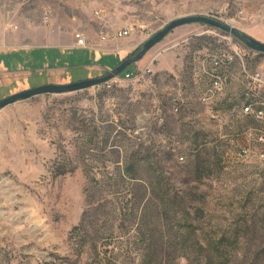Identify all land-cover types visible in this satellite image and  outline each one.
Returning a JSON list of instances; mask_svg holds the SVG:
<instances>
[{
  "label": "rangeland",
  "instance_id": "1",
  "mask_svg": "<svg viewBox=\"0 0 264 264\" xmlns=\"http://www.w3.org/2000/svg\"><path fill=\"white\" fill-rule=\"evenodd\" d=\"M188 15L216 17L251 37L264 31V0H0V45L34 56L22 66L32 71L23 86L69 83L114 68ZM101 22L130 32L101 41ZM210 27L169 32L128 66H150L145 80L0 109V264H264V161L236 156L242 128H264V114L233 111L243 86L237 64L225 69L214 116L197 94L206 82L191 76L197 54L235 45L254 69L264 67V53L221 29L230 42L200 35ZM76 32L87 48L71 46ZM178 82L190 106L173 114ZM154 93L167 109L164 126L147 115Z\"/></svg>",
  "mask_w": 264,
  "mask_h": 264
},
{
  "label": "built area",
  "instance_id": "2",
  "mask_svg": "<svg viewBox=\"0 0 264 264\" xmlns=\"http://www.w3.org/2000/svg\"><path fill=\"white\" fill-rule=\"evenodd\" d=\"M94 14L98 17L99 12L95 11ZM47 19V17H46ZM130 32L127 28H115L111 25L101 22L99 25L98 33L99 39L101 41H112L125 37V34ZM211 33L215 36L222 37L231 41V36L221 35V31L216 28L210 27L205 33ZM73 46L76 48H87L89 40L83 32H76L73 35ZM237 64L239 66L240 75L242 78L243 86L240 87L239 93L236 95L233 111L239 115L243 116H259L262 117V107H264V67L258 65L256 68L251 69L248 64L244 61L240 49L235 45H230L228 48H220L216 51H210L204 55L197 54L193 58L191 66V76H195V85L200 79L206 82V87L201 94V97L205 99L206 107H208L211 116L213 115V107L216 105L218 99L223 94L224 88L228 83V77L225 75V69L229 66ZM216 67H224V75L216 74ZM151 73L150 66L144 67L142 70H124L118 76L103 82L96 84L97 86H106V89L112 87L113 84L122 82L127 79H139L144 75V80L146 76ZM247 92H254V100L252 105H242L239 103V96L245 95ZM172 103L169 106V111L173 114L185 113L189 110L188 100L185 99L184 93L182 91V84L178 82V88L175 96L172 99ZM167 109L163 105L162 98L160 95L155 94L150 100V109L148 116L151 121H163V126L165 125ZM262 121H264L262 117ZM147 130V126H144V133ZM241 137L243 139V146L239 149L236 156L239 159H247L252 155L256 156L259 160L264 161V128H253L249 126L242 128ZM176 144V142H174ZM180 144L177 142V146ZM178 160L183 161L184 155L178 153Z\"/></svg>",
  "mask_w": 264,
  "mask_h": 264
},
{
  "label": "water",
  "instance_id": "3",
  "mask_svg": "<svg viewBox=\"0 0 264 264\" xmlns=\"http://www.w3.org/2000/svg\"><path fill=\"white\" fill-rule=\"evenodd\" d=\"M190 23L207 24L211 27L226 31L231 35L235 36L237 39H239L249 49L264 53V42L259 41L245 33H241L239 30L226 23H223L217 19L205 15L181 16L167 22L161 29L151 35L136 53H131L130 56H127L126 58L122 59L118 64H116V66H114V68H112L111 70H107L106 74L99 77L78 80L75 82L62 84L45 83L36 87L27 88L0 99V109L18 100L27 99L34 95L43 93H63L75 91L106 82L114 78L115 76H118L123 70H125L127 66L140 60L154 45L160 42L174 28Z\"/></svg>",
  "mask_w": 264,
  "mask_h": 264
},
{
  "label": "crops",
  "instance_id": "4",
  "mask_svg": "<svg viewBox=\"0 0 264 264\" xmlns=\"http://www.w3.org/2000/svg\"><path fill=\"white\" fill-rule=\"evenodd\" d=\"M252 35L257 40L264 42V31H254ZM40 46L59 47V45H40ZM71 46L74 47L73 45ZM60 47H64V46H60ZM23 50H26L23 49V46L3 47L2 45H0V92H2V94L0 95V99L8 95H11L13 93H16L21 89L28 88V85L26 86L22 85L21 80L25 77L30 76L32 71L27 69V67L22 68V66H28L31 63V61L34 59V56L30 54L25 59V57L22 54ZM109 69H111V67L95 68L94 71H97L98 74L91 75L90 77H86V78L102 76Z\"/></svg>",
  "mask_w": 264,
  "mask_h": 264
},
{
  "label": "bare ground",
  "instance_id": "5",
  "mask_svg": "<svg viewBox=\"0 0 264 264\" xmlns=\"http://www.w3.org/2000/svg\"><path fill=\"white\" fill-rule=\"evenodd\" d=\"M214 19H217L216 17H212ZM218 20V19H217ZM221 67H216V74L217 75H224L219 69ZM244 100H246V102L244 103V105H252L253 103V100H254V93L253 92H247L245 95H244ZM264 114V110L262 109V116ZM255 119H259L261 117L259 116H253Z\"/></svg>",
  "mask_w": 264,
  "mask_h": 264
},
{
  "label": "trees",
  "instance_id": "6",
  "mask_svg": "<svg viewBox=\"0 0 264 264\" xmlns=\"http://www.w3.org/2000/svg\"><path fill=\"white\" fill-rule=\"evenodd\" d=\"M201 24H202V23H201ZM129 56H130V55H129ZM118 63H119V62H118ZM118 63H117V64H118ZM127 68H128V66L125 68V70H126ZM123 71H124V70H123ZM104 74H106V72H105ZM104 74H103V75H104Z\"/></svg>",
  "mask_w": 264,
  "mask_h": 264
}]
</instances>
